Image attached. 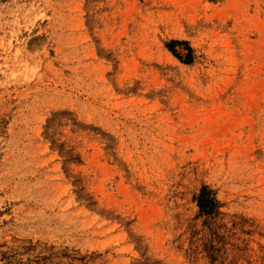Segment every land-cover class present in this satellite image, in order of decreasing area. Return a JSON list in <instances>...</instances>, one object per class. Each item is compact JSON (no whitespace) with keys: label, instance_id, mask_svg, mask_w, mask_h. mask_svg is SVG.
Segmentation results:
<instances>
[{"label":"rangeland","instance_id":"obj_1","mask_svg":"<svg viewBox=\"0 0 264 264\" xmlns=\"http://www.w3.org/2000/svg\"><path fill=\"white\" fill-rule=\"evenodd\" d=\"M0 264H264V0H0Z\"/></svg>","mask_w":264,"mask_h":264},{"label":"trees","instance_id":"obj_2","mask_svg":"<svg viewBox=\"0 0 264 264\" xmlns=\"http://www.w3.org/2000/svg\"><path fill=\"white\" fill-rule=\"evenodd\" d=\"M201 206L203 207L204 205L202 204V202H201Z\"/></svg>","mask_w":264,"mask_h":264}]
</instances>
